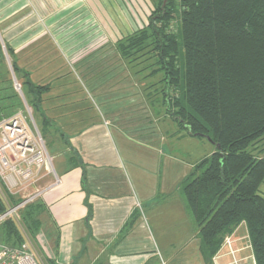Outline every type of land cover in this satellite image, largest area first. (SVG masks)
<instances>
[{
  "label": "trees",
  "instance_id": "16d2710c",
  "mask_svg": "<svg viewBox=\"0 0 264 264\" xmlns=\"http://www.w3.org/2000/svg\"><path fill=\"white\" fill-rule=\"evenodd\" d=\"M174 21L177 27L169 28ZM126 40L121 44L126 57H141L142 65L154 60L142 66L151 68L149 74L165 71L166 82L175 88L171 100L180 126L218 147L183 185L206 261L212 263L226 235L245 221L256 263L264 264V0H168L166 5L159 0L150 23ZM24 82L28 103L45 128L51 122L42 101L50 86ZM11 197L15 204L21 201ZM6 208L0 196V214ZM19 209L26 231L36 236L43 225V201ZM0 241L23 243L15 218L0 224Z\"/></svg>",
  "mask_w": 264,
  "mask_h": 264
},
{
  "label": "rangeland",
  "instance_id": "374dc122",
  "mask_svg": "<svg viewBox=\"0 0 264 264\" xmlns=\"http://www.w3.org/2000/svg\"><path fill=\"white\" fill-rule=\"evenodd\" d=\"M158 1L108 0L107 2L106 0H86L77 7L90 14L83 16L82 19L86 21L92 20L93 25L86 24L80 19L75 21V19L69 18L68 15L64 17L67 13L66 11H69V7H62L49 17L50 25L58 27L51 28L53 36V47L51 50L56 52L58 50L64 51L63 55L67 60V66L71 69L70 73L76 74L79 82L83 87L85 86L86 93L94 100L95 105L101 112L103 124L105 123L110 126L114 124V127H111L118 132L124 130L125 133L122 134L135 140V145L138 148L149 152L150 157L158 158V162H161L162 171L166 169V172H169L170 160H177V162H191L192 169L189 174L198 169V167L200 173L202 171V160L209 155L202 156L201 153L196 158L193 155L202 148L203 150L207 149V142H211V140L208 137L196 135L194 137L201 138L199 139L200 142H206V145L205 147H194L195 144L192 143L191 138H179L178 134L180 133L177 132L178 130L181 129V132L188 136L190 135V131L181 127L178 120H176V116L173 114L175 111V105L173 106V97L176 96L173 92L175 88L171 86V83L166 82L164 78L165 71L162 70L161 72L149 74L151 68L148 67L146 69L142 68V66H148L154 60L148 59L149 61L143 62L144 65L139 64V61H142L141 57L136 59V61H132L130 57L125 56L121 47V44L127 42L126 39L129 35L133 34L136 30L144 29L150 23V16L157 7ZM78 3H80L79 0L76 5ZM166 3L164 1V5ZM22 6L23 8L17 10L14 4L8 17H5L4 20L6 22L7 20H13V24H21L20 28H32V21H37V18L34 16V9L37 7V4L34 0H23ZM73 9H70L72 10L71 13L74 11ZM78 9L76 8V10ZM60 18L65 19V22H61L64 24L57 23ZM42 21V19H39L38 22L41 23ZM176 25L177 22L174 21L170 23L169 28H176ZM36 27L38 28V25ZM1 28L0 25V50L3 51L0 59L3 61H0V124L15 119L17 115L26 116L31 121V127H33L34 131L39 130L40 134L44 136L47 152L52 159L50 168H41L39 175L30 182L27 189L21 192L16 191V188V190H13L15 192L10 191L5 187L3 182L0 184V193L5 192L8 194V197H5V199L0 194L2 200L5 201L6 209H8L9 207L18 205L12 201L10 195L15 197L22 196V199L33 195V199L29 202L40 199L42 194L40 188L46 178L50 176L52 179L55 177L57 180L64 168L67 170L70 166L73 167L75 163L73 164L71 158L75 159V157L79 156V153L77 149L72 148V144L70 145L71 139L75 136L58 130L53 125L51 117L49 118L51 123H47L44 128L41 122L42 116L37 111L35 112L33 106L28 103L29 86L25 84L24 79H31L38 85L47 86L48 83L36 81L38 79L36 74L41 75L43 73L38 63H34L33 66L21 63L18 54H16L17 52L15 53L14 48L7 43L6 38L8 37L3 34ZM11 39H13V36ZM31 39L32 33L26 32L18 39V43L21 44L22 41L28 42ZM9 47L13 50L12 54L8 53ZM31 47L36 46L33 44ZM22 49L24 47H18V52ZM181 51H183V48ZM181 59V64H183V52ZM12 61L17 64L19 71L14 70ZM156 67L157 64L154 65V69ZM47 91L43 95V101L45 95L48 94ZM43 101L42 112L49 117L46 114L47 111H44L46 105ZM47 104L50 106L49 103ZM80 108H82V105H80ZM120 108L126 110V112L120 114V116L124 114L126 124H121L119 120H115L113 123L111 118L108 119L109 116L107 114H111L114 111H117L119 114ZM171 119L173 120L171 121ZM260 145L264 147V140ZM210 148L212 151L213 148L216 150L218 147L214 145ZM76 150L77 152L75 153ZM165 159L166 166L164 164ZM148 169H153V166H149ZM185 181L186 178L182 179V182L174 186L173 191L180 187V195L177 192L174 194L178 196L183 195L186 201L183 191ZM261 190L264 194V185ZM23 193L29 195L26 197V195L23 196ZM135 194L137 195H134L135 208L142 211V202L138 194ZM157 195L158 197L161 196V192H158ZM176 195L174 198H176ZM185 206L188 208L187 201ZM19 210L10 212L12 214L6 216L5 219L15 218L24 240L31 242L28 245L29 249L40 264H58L52 257L53 248L51 247L53 246L47 241L48 238H45L46 229L44 228L39 231L36 236L28 232V229L26 231ZM168 211L172 212L173 217L169 221L170 217L163 218L165 219L162 220L164 226L170 227L169 230H164L168 234L182 232L183 235L181 236L183 239L177 240L173 244H165V241L161 239L155 230L154 239L157 264H257L245 221L237 226L233 232L234 234L226 235L211 263L202 258L198 246L195 245L193 240H190L192 234L197 231L200 233V231L189 208L188 212L191 216L190 220L193 221L194 229L186 225L185 215L181 212L179 205L173 203ZM47 224L49 223L46 219L45 225ZM50 230L48 226V231ZM4 245L10 244L0 241V247Z\"/></svg>",
  "mask_w": 264,
  "mask_h": 264
},
{
  "label": "crops",
  "instance_id": "0c3cea01",
  "mask_svg": "<svg viewBox=\"0 0 264 264\" xmlns=\"http://www.w3.org/2000/svg\"><path fill=\"white\" fill-rule=\"evenodd\" d=\"M34 1L37 4L34 9L37 21H32V28H20L21 24L4 20L14 4L17 10L23 8V0H0V25L3 34L8 37L5 40L17 52L20 62L27 66L38 63L43 73L36 74V81L50 86L43 101L46 105L44 111L58 130L75 136L70 145L79 153L75 159L71 158L75 163L73 167L64 168L58 180L47 176L40 188L46 209L40 231L44 228L47 231L45 238L53 246L52 257L58 264H157L155 230L165 244L183 239L182 232L168 234L164 230L170 229L164 226L162 220L170 217L169 221L173 217L168 211L173 203L179 205L184 213L186 225L194 229L185 198L178 196L180 187L173 191L174 186L191 171V162L170 160L169 172L166 169L162 171L158 158H152L149 152L138 148L135 140L122 134L124 130L118 132L113 129L114 124L111 125L113 127L103 124L101 112L86 93L85 86L76 74L70 73L64 51L51 50V28L58 27L50 25V15L68 6L69 11L64 17L68 15L75 21L80 19L93 25L92 20L82 19L90 14L77 7L86 0H79L77 5L78 0ZM70 9L74 11L71 13ZM39 19L43 21L39 23ZM61 22L65 19L60 18L57 23L64 24ZM26 32L32 33V39L19 44L18 39ZM33 44L36 47H31ZM18 47L24 49L18 52ZM124 112L126 110L120 108L119 114L117 111L107 114L108 119L111 118L113 123L119 120L121 124H126L124 114L120 116ZM177 132L180 133L179 138H191L194 147L206 145V142H200L199 137L188 136L181 129ZM207 143L208 148L193 152V157L201 153L207 156L215 150L209 149L214 143ZM164 164L166 166V159ZM149 166L153 169H148ZM158 192H161L159 197ZM135 193L142 202V211L135 208ZM190 240L195 242L205 259L198 231L190 236Z\"/></svg>",
  "mask_w": 264,
  "mask_h": 264
},
{
  "label": "built area",
  "instance_id": "2783aa9c",
  "mask_svg": "<svg viewBox=\"0 0 264 264\" xmlns=\"http://www.w3.org/2000/svg\"><path fill=\"white\" fill-rule=\"evenodd\" d=\"M19 116L0 124V184L3 182L10 191L17 189L16 191L21 192L39 175L41 168H50L52 159L39 130L34 131L26 116ZM24 193L23 196L26 195ZM0 194L4 199L8 197L5 192ZM17 198L21 199L18 205L9 207L5 213L0 214V223L12 214L10 212H15L33 199V195L26 199H22V196ZM29 244L31 242L24 240L19 246H1L0 264H40L30 251Z\"/></svg>",
  "mask_w": 264,
  "mask_h": 264
},
{
  "label": "water",
  "instance_id": "95a60500",
  "mask_svg": "<svg viewBox=\"0 0 264 264\" xmlns=\"http://www.w3.org/2000/svg\"><path fill=\"white\" fill-rule=\"evenodd\" d=\"M164 1H165V3H166L167 0H164ZM208 138H209V137H208Z\"/></svg>",
  "mask_w": 264,
  "mask_h": 264
}]
</instances>
